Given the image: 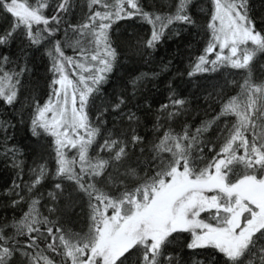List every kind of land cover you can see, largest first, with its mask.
Listing matches in <instances>:
<instances>
[{
	"label": "snow or ice",
	"instance_id": "1",
	"mask_svg": "<svg viewBox=\"0 0 264 264\" xmlns=\"http://www.w3.org/2000/svg\"><path fill=\"white\" fill-rule=\"evenodd\" d=\"M0 264H264V0H0Z\"/></svg>",
	"mask_w": 264,
	"mask_h": 264
},
{
	"label": "trees",
	"instance_id": "2",
	"mask_svg": "<svg viewBox=\"0 0 264 264\" xmlns=\"http://www.w3.org/2000/svg\"><path fill=\"white\" fill-rule=\"evenodd\" d=\"M166 95V94H165ZM161 102H164L163 98H161ZM158 106V105H157Z\"/></svg>",
	"mask_w": 264,
	"mask_h": 264
}]
</instances>
